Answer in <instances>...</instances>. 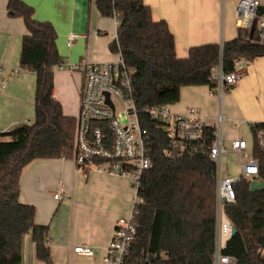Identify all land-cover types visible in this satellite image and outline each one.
<instances>
[{
    "label": "trees",
    "instance_id": "16d2710c",
    "mask_svg": "<svg viewBox=\"0 0 264 264\" xmlns=\"http://www.w3.org/2000/svg\"><path fill=\"white\" fill-rule=\"evenodd\" d=\"M102 16L118 20L111 52L120 51L125 63L134 67L133 84L139 112L147 107L174 104L183 86L215 84L211 67L219 61L224 72L233 62L264 57V37L259 38L255 19L243 39L238 35L219 43L189 48L187 56L175 53V41L164 20H153L142 0H93ZM7 11L23 19L19 68L36 75L34 118L9 131L0 132V264H22L23 236L31 232L35 254L51 264L46 225L34 221L35 208L19 202V177L23 166L39 158H71L75 117L63 113L54 98V67L62 61L49 21L34 18V9L21 0H7ZM145 113V112H144ZM149 133L151 167L143 172L138 194L139 228L122 264H213L215 247V181L213 163L204 150L171 159L163 151L166 134L158 121L140 114ZM96 124V122H93ZM264 122H253L252 133ZM198 147V146H197ZM200 149V147H199ZM259 175L264 180V157L258 151ZM95 163L100 160H94ZM87 170V164L83 165ZM236 201L225 208L236 233L222 253L236 264H264V188L250 192L248 179L234 185Z\"/></svg>",
    "mask_w": 264,
    "mask_h": 264
},
{
    "label": "crops",
    "instance_id": "0c3cea01",
    "mask_svg": "<svg viewBox=\"0 0 264 264\" xmlns=\"http://www.w3.org/2000/svg\"><path fill=\"white\" fill-rule=\"evenodd\" d=\"M21 1L34 9L35 19L52 23L62 60L92 63L115 58L109 43L116 37V17L102 16L93 0ZM142 1L149 6L153 20L167 23L179 58L186 57L192 46L220 43L238 35L239 0ZM6 4L7 0H0V132L33 122L36 81L34 72L19 68L26 28L21 17L9 14ZM70 34L75 36L67 46ZM81 79L79 71L54 69L53 95L66 115L76 117L78 113ZM190 106L212 117L218 101L207 85L183 86L179 101L170 104V109L182 112ZM222 114L224 140L229 141L242 137L243 126L226 137L225 125H233L238 118L246 125L264 122V57L246 62L242 78L223 95ZM59 189L60 198L55 199L53 194ZM133 194L126 177L89 165L83 170L72 158L34 159L23 166L19 177V202L32 205L35 223L47 226L51 264H113L103 257L117 219L131 211ZM78 244L91 246L93 255L73 253L72 246ZM21 254L22 264H46L36 257L31 232L22 238Z\"/></svg>",
    "mask_w": 264,
    "mask_h": 264
},
{
    "label": "built area",
    "instance_id": "2783aa9c",
    "mask_svg": "<svg viewBox=\"0 0 264 264\" xmlns=\"http://www.w3.org/2000/svg\"><path fill=\"white\" fill-rule=\"evenodd\" d=\"M261 9H264V0L238 1L236 25L243 39L248 38L247 33L251 31L255 19L257 35L263 39L264 11ZM74 36L70 34L67 37V46L72 44ZM222 45L223 42H220V50ZM113 54L115 58L108 61L88 63L84 60L71 62L65 59L54 67L79 71L82 76L71 156L74 163L78 168L87 164L97 170L122 175L129 180L134 191L131 211L117 219L103 261L122 264L140 226L138 205L141 204L142 198L138 189L143 172L152 165L149 133L140 117V114L146 113L150 119L160 123L166 134L167 146L163 151L165 157L175 159L201 150L208 153L213 163L215 181L213 264H236L234 257L222 253L226 242L232 237L234 226L228 219L225 208L235 203L234 185L242 178L262 180L258 177V158L254 153L258 151L264 157V127H259L252 133L251 146L241 136L232 139L229 146L224 143L223 95L242 78L246 61L242 58L235 59L233 69L228 73L223 71L220 61L211 67L210 79L215 84L209 90L218 101V109L214 116L208 117L196 106H190L182 112H174L170 109V104L147 107L144 109L145 113L139 112L133 84L135 69L125 63L119 50ZM2 70L0 64V71ZM2 84H5L4 80ZM236 121L238 129L247 123L244 119ZM230 153L236 155L237 174L230 172L227 167L226 159ZM94 160L100 162L95 163ZM61 191L59 189L54 192L53 197L59 199ZM258 250L264 255V248L259 247ZM72 252L89 257L93 255V249L89 245H74Z\"/></svg>",
    "mask_w": 264,
    "mask_h": 264
},
{
    "label": "rangeland",
    "instance_id": "374dc122",
    "mask_svg": "<svg viewBox=\"0 0 264 264\" xmlns=\"http://www.w3.org/2000/svg\"><path fill=\"white\" fill-rule=\"evenodd\" d=\"M115 103L117 106H119L117 100H115ZM238 119H241V118H238ZM236 122H237L236 120L233 121V125H230V126L225 125L224 129H225L226 137H230L237 130L236 128L238 127V124ZM239 132L242 135V137H244L247 140L248 144L251 146L253 144V135H252V132L250 130L249 125L248 124L243 125V127L240 129ZM224 143L227 146H229L231 144V141L225 139ZM235 159H236V155L234 153H230L226 159L227 167H228L229 171L232 172L233 174H237V172H238L237 171L238 170L237 163H236Z\"/></svg>",
    "mask_w": 264,
    "mask_h": 264
},
{
    "label": "water",
    "instance_id": "95a60500",
    "mask_svg": "<svg viewBox=\"0 0 264 264\" xmlns=\"http://www.w3.org/2000/svg\"><path fill=\"white\" fill-rule=\"evenodd\" d=\"M261 10L264 11V9H261ZM243 35H244V33H243ZM248 184H249V191L250 192L258 191V190H261L262 188H264V180L249 179ZM235 233H236V228H235V226H233L232 235H234Z\"/></svg>",
    "mask_w": 264,
    "mask_h": 264
}]
</instances>
